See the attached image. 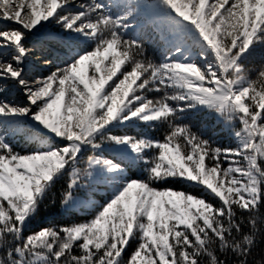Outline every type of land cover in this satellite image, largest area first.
Segmentation results:
<instances>
[{"label":"snow or ice","instance_id":"1","mask_svg":"<svg viewBox=\"0 0 264 264\" xmlns=\"http://www.w3.org/2000/svg\"><path fill=\"white\" fill-rule=\"evenodd\" d=\"M0 20L14 25L0 30V264H249L264 66L253 79L245 61L264 45V0H0ZM194 110L235 146L177 123ZM158 126L162 140L143 131ZM62 181L61 211L91 218L27 232Z\"/></svg>","mask_w":264,"mask_h":264},{"label":"trees","instance_id":"2","mask_svg":"<svg viewBox=\"0 0 264 264\" xmlns=\"http://www.w3.org/2000/svg\"><path fill=\"white\" fill-rule=\"evenodd\" d=\"M85 2V0H82ZM11 21L0 20V30L5 27H13ZM145 41H153L151 44H147L149 49V55L159 60L160 54V44L156 34L151 31L147 32L144 36ZM264 66V45H258L256 50L252 53V55L245 61V67L249 69L250 75L253 79L256 78L258 72ZM150 98H154L155 94H149ZM8 98L10 100H15L17 102H22L24 100L23 94L18 91H11L8 94ZM177 123L185 124L190 127L194 132H197L203 138L210 139L215 142V144L220 146H235V140L230 136L229 132L225 130L224 124L216 119L215 114L208 111H191L187 113L180 121ZM238 126V122H237ZM166 126H158L156 130H152L149 128H143V131L148 135L153 137L154 139H163L164 132L162 129H165ZM141 128H136L134 130H129V134H135L140 132ZM15 143L17 144V150H27L31 144V141L27 140L23 136H17ZM65 182H61V184L57 185V188L54 190L57 195V205L54 207H50L45 209L43 206L41 207L40 213L37 218L33 221V224L29 226L26 230L27 232L37 231L42 226H48L51 224H69L72 222H83L87 218H91V213L87 211L76 212L74 216L70 219L67 215H65L61 209L59 208V193L61 188L64 186ZM160 188L172 187V188H180L181 186L178 184H162L158 185ZM108 189L101 187L96 193L94 199L102 203L105 196V192ZM262 212H264V208H262ZM245 232L248 231L247 228L244 229ZM257 246L253 249L252 255L249 257V264H264V232H261L256 237Z\"/></svg>","mask_w":264,"mask_h":264},{"label":"rangeland","instance_id":"3","mask_svg":"<svg viewBox=\"0 0 264 264\" xmlns=\"http://www.w3.org/2000/svg\"><path fill=\"white\" fill-rule=\"evenodd\" d=\"M216 116V115H215ZM216 119H217V117H216Z\"/></svg>","mask_w":264,"mask_h":264}]
</instances>
